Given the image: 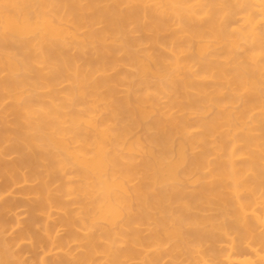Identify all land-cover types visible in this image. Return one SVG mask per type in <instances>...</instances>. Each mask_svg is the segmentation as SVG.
<instances>
[{
    "label": "bare ground",
    "instance_id": "6f19581e",
    "mask_svg": "<svg viewBox=\"0 0 264 264\" xmlns=\"http://www.w3.org/2000/svg\"><path fill=\"white\" fill-rule=\"evenodd\" d=\"M0 181V264H264V0H0Z\"/></svg>",
    "mask_w": 264,
    "mask_h": 264
},
{
    "label": "rangeland",
    "instance_id": "374dc122",
    "mask_svg": "<svg viewBox=\"0 0 264 264\" xmlns=\"http://www.w3.org/2000/svg\"><path fill=\"white\" fill-rule=\"evenodd\" d=\"M166 100V99H165ZM165 100H163V102H166ZM10 159H8V161L9 160H11V158L12 157H9ZM0 183H1V181H0ZM24 209V208H23ZM23 209H21V208H18L17 209V211H14V213L13 214H10V213H8L9 215H8V220H9V218H11V219H14V214L16 213V212H18V213H16V215H18L19 217H17V218H19L20 220H26L27 218V213L26 214H23V213H25L26 211H25V209L23 210ZM12 213V212H11ZM20 213H22V214H20ZM21 215V216H20ZM15 220H16V217H15V219H14V222H15ZM10 222H11V220H9ZM13 221V220H12ZM14 222H11V223H14ZM16 227V226H15ZM39 228V227H38ZM18 229V230H17ZM12 230V231H11ZM11 230H9V232L6 234V238H7V240H9V241H15V239L17 238L16 236H18V234L19 233H16L17 231H19V228H17L16 227V229L15 228H12ZM15 230V231H14ZM60 230H62V233H59V234H61V235H64L65 234V231H64V229H60ZM25 243V242H24ZM24 243H20V244H18V245H16L15 247H14V251H16V253L17 254H19V255H21L20 257H21V260L23 261V263L24 264H35V262L37 261V260H34L36 257H39L38 255H40V253L42 252V250L40 251L39 249L37 250V248H33L34 249V251L32 250V248H31V246L29 247V243H27L28 244V246L27 245H25ZM31 249V250H30ZM38 251V252H37ZM38 259V258H37Z\"/></svg>",
    "mask_w": 264,
    "mask_h": 264
}]
</instances>
